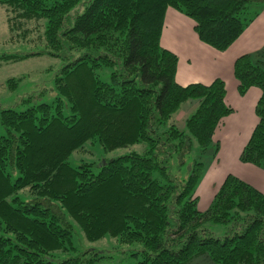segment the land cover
Instances as JSON below:
<instances>
[{
  "label": "trees",
  "instance_id": "obj_1",
  "mask_svg": "<svg viewBox=\"0 0 264 264\" xmlns=\"http://www.w3.org/2000/svg\"><path fill=\"white\" fill-rule=\"evenodd\" d=\"M251 3L264 0H0L24 20H41L44 51L67 60L56 100L0 111V264H108L111 255L95 249L57 257L75 249L76 225L89 240L110 235L136 245V264H187L199 256L212 264H264V191L230 173L211 205H198L204 162L191 158L193 139L206 151L234 111L226 82L181 85L179 56L161 43L172 8L194 21L201 41L225 51L253 20ZM16 56L0 55V62ZM259 56L245 53L234 63L239 93L261 90L258 123L240 155L254 165L264 164ZM103 67L112 69L109 81L99 77ZM195 104L180 129L175 114ZM49 130L62 138L38 150L35 140ZM89 141L106 151L139 142L145 149L102 161L95 171L93 163L70 161ZM210 223L224 225L225 234Z\"/></svg>",
  "mask_w": 264,
  "mask_h": 264
},
{
  "label": "rangeland",
  "instance_id": "obj_2",
  "mask_svg": "<svg viewBox=\"0 0 264 264\" xmlns=\"http://www.w3.org/2000/svg\"><path fill=\"white\" fill-rule=\"evenodd\" d=\"M257 10L261 11L254 17L255 11ZM12 11L8 9L7 6L0 5V55L19 56V58H16V56L14 57L15 59L8 58L7 61L0 62V111L6 108L23 110L30 105L38 103H52L60 95L59 90H57L55 86L56 78L61 67L67 62L64 58L62 59L61 57L45 52L47 50L45 42L42 40L44 27L42 24L39 27V22H41V20H24ZM261 14H264V5L257 3H251L249 5V13L247 14L249 18L255 19ZM11 17H13L12 20ZM175 20L176 19H174V22ZM11 24L15 27L13 28ZM165 27L168 29L166 24ZM261 52H264V50ZM80 54V51L74 52V56ZM251 54L254 58H259V55L264 57V54H260V52L259 54H256V52H252ZM111 71L112 69L109 67L99 69L98 74L100 79L109 81ZM181 111H185V109L181 108ZM179 112L180 111H178V113ZM178 113H176L175 116ZM93 114L94 111L91 112V116H94ZM0 131H3L1 125ZM48 132H50L48 135L41 134V137L35 140L38 145V150H40V144L45 141H52L49 149L54 148L58 138H62V135L56 134L55 131L49 130ZM47 137L49 138L48 140ZM193 142V153L191 158L204 162L205 170V166L208 167V160L218 155L219 146L213 142L206 151L202 152L199 150L200 148L195 138ZM45 144H47V142ZM45 144L42 145V147H44ZM36 148L37 146L34 150ZM144 149L145 144L139 142L129 147L106 151L98 141H89L84 145V148L71 154L70 161L75 166H78L82 162L88 164L93 163L94 170L98 171L99 167L96 165L102 161L111 160L133 151L142 153ZM218 162L219 160H217L216 165H218L219 168ZM252 168L259 169H253L252 171L247 170V181L264 191V164ZM18 176L19 172L17 171L14 174V178H18ZM208 203V196H200V202L198 203L199 207L205 208L208 206ZM208 227L218 236H223L226 232V227L224 225L210 223ZM73 245L75 249H71L67 252L58 251L57 257L62 259L83 251L95 249L107 255H111V258L107 260L108 264L137 263L136 257L130 255L132 251L137 249L136 245L123 244L117 237L110 235L98 240H89L85 237L82 229L78 225L75 226ZM187 264H212V262L207 257L199 256Z\"/></svg>",
  "mask_w": 264,
  "mask_h": 264
},
{
  "label": "crops",
  "instance_id": "obj_3",
  "mask_svg": "<svg viewBox=\"0 0 264 264\" xmlns=\"http://www.w3.org/2000/svg\"><path fill=\"white\" fill-rule=\"evenodd\" d=\"M166 26L168 29L165 27L161 43L179 56L177 81L185 86L195 82L210 84L216 78H222L227 85L226 101L234 108V112L224 119L214 136L219 153L208 160V167L205 166L204 175L196 186L199 202L200 196H208V206L200 207L205 210L211 205L228 174H235L247 181V170L259 169L252 168L257 165L241 162L240 155L258 123L256 105L261 90L253 87L241 95L234 75V63L242 54H258L264 50V14L253 19L242 35L225 51H219L201 41L194 29V21L176 9L168 10ZM197 107L195 104L175 116L174 120L180 129L186 130V120Z\"/></svg>",
  "mask_w": 264,
  "mask_h": 264
}]
</instances>
